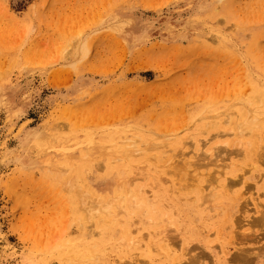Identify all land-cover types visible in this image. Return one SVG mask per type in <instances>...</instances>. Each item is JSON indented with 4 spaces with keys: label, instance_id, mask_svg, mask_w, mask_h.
<instances>
[{
    "label": "rangeland",
    "instance_id": "374dc122",
    "mask_svg": "<svg viewBox=\"0 0 264 264\" xmlns=\"http://www.w3.org/2000/svg\"><path fill=\"white\" fill-rule=\"evenodd\" d=\"M261 96L264 0H0V264H264Z\"/></svg>",
    "mask_w": 264,
    "mask_h": 264
},
{
    "label": "bare ground",
    "instance_id": "6f19581e",
    "mask_svg": "<svg viewBox=\"0 0 264 264\" xmlns=\"http://www.w3.org/2000/svg\"><path fill=\"white\" fill-rule=\"evenodd\" d=\"M261 98H262V100H264L263 96H261ZM249 113L254 118L252 119L250 117H247L244 121H242V125L240 126V129H238L239 134L242 135V136L249 134L251 132V130H252V126L255 124L254 121L257 122L256 120H258L257 116L254 113V111H250ZM240 146L241 147H245V145L242 142H240ZM263 151H264V147H263ZM260 152L258 153V157L261 159L262 158V153H261V157H260ZM116 184H117V186H116L117 189H121L122 184L120 182H118V181L116 182ZM129 189H130V187H129ZM116 195L117 194H115L114 196L108 197V199L106 201H104L103 204L101 205L102 209L106 212V217L110 216L112 218V220H114L115 218L118 217L117 212H115V208H118V209H125L126 208V206L128 204L127 196H131L132 195V191L128 190L127 191V196L126 195L123 196L121 194H119L117 196ZM85 196L88 197V194H86ZM89 213H91V215L89 214V218H90V221H92L93 218H94L93 216L95 214H97L98 212L94 211V209H89ZM100 221L102 222V220H100ZM258 222L260 223V221H257L256 223H258ZM163 239L166 240V238H163ZM159 241H156V246L154 247L155 250H158L160 248V242ZM154 244H155V242H153V246H154ZM90 247H94V246L82 247L80 250L76 251V253L74 255H83L86 259H89V258L93 257L92 255H95L94 254L95 251H93V249L90 248ZM69 251H71V249H69ZM89 254H91V255H89ZM68 255H72V254H68ZM231 259H232V261H235V260L240 259V258H237L236 256L235 257L232 256ZM177 260H178V262L181 261L180 258L177 259Z\"/></svg>",
    "mask_w": 264,
    "mask_h": 264
}]
</instances>
